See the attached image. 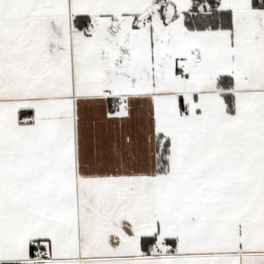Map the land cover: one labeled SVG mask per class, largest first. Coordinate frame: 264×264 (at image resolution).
Returning <instances> with one entry per match:
<instances>
[{
	"label": "snow or ice",
	"instance_id": "obj_1",
	"mask_svg": "<svg viewBox=\"0 0 264 264\" xmlns=\"http://www.w3.org/2000/svg\"><path fill=\"white\" fill-rule=\"evenodd\" d=\"M0 264H264V0H0Z\"/></svg>",
	"mask_w": 264,
	"mask_h": 264
}]
</instances>
